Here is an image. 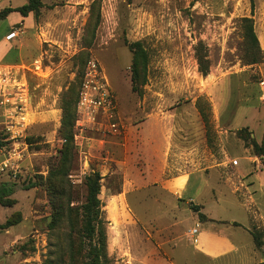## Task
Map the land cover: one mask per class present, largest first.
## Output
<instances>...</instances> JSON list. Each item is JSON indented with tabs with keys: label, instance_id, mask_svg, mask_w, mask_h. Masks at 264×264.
I'll return each instance as SVG.
<instances>
[{
	"label": "rangeland",
	"instance_id": "1",
	"mask_svg": "<svg viewBox=\"0 0 264 264\" xmlns=\"http://www.w3.org/2000/svg\"><path fill=\"white\" fill-rule=\"evenodd\" d=\"M42 2L45 7L35 24L51 26L56 31L53 38H62V43L49 46L52 36L43 35L42 40H48L41 46L40 63L36 69L31 66L37 75L25 66L10 65L15 68L10 86L23 82L27 91L24 123L12 105L13 91L9 90V103L1 104L0 98V186L12 187L9 199L13 202L10 206L0 204V227L7 221L11 223L0 228V264H72L69 235L79 240L86 238L83 182L91 173L101 177L100 204L92 209V224L95 232L101 230L106 236L103 264L169 263L163 259L169 264L264 262V156H254L240 138L261 142V136L259 130L254 137L249 129L238 134L243 128L220 127L231 124L238 106L264 105L260 99L264 93V0H252V6L250 0ZM243 18L252 20L261 53L246 51ZM0 26L2 31L3 23ZM136 42L146 53L147 68L144 84L133 92L128 45ZM252 55L257 61L254 64H250ZM91 57L107 80L121 134L107 133L104 142H99L101 136L89 132L100 155L85 161L73 138L74 152L64 191L65 202L71 200L70 207L76 215L71 224L63 219L50 226V198L39 177L43 180L61 159V97L70 90L76 106L83 70ZM199 57L207 65L206 76L198 71ZM41 66L49 68L42 72ZM21 68L22 73L17 71ZM41 99L52 103L54 110L46 126L30 114L31 106ZM252 115L259 117L254 124H264L262 110L251 114L249 120ZM143 124H166L170 129L168 176L211 170L222 163L219 166L226 171L227 185L218 193V204L206 194L203 201L207 212L235 219L249 229V233L239 229L226 231L243 243L240 258L229 255L208 260L193 251L187 236L196 222L190 204L178 203L176 209L166 201L167 208H159L149 199L150 194L140 193L127 196L130 209L125 173L131 175L142 169L146 158ZM118 137L130 147L124 165L112 160L118 153L124 157L122 147L117 149L114 145ZM26 138L32 143L27 144ZM248 157L253 163L248 162ZM238 163L252 173L249 180L254 192L246 191L248 185L239 176ZM251 198L255 200L253 205ZM132 209L140 213L143 221L133 217ZM222 224L226 223L209 226L223 230ZM252 233L259 237L261 247L255 246ZM80 263L78 258L75 264Z\"/></svg>",
	"mask_w": 264,
	"mask_h": 264
},
{
	"label": "crops",
	"instance_id": "2",
	"mask_svg": "<svg viewBox=\"0 0 264 264\" xmlns=\"http://www.w3.org/2000/svg\"><path fill=\"white\" fill-rule=\"evenodd\" d=\"M28 0H0V10L4 8H18L27 3ZM40 13L43 12L45 4L42 2ZM40 15V14H39ZM3 23V29L0 31V66L3 65H18L25 66L26 70L33 71L37 75L35 70L40 63L39 57L43 54L41 51L42 44L46 41L42 40L43 35L52 39H49L50 45L60 46L61 39H54L53 35L56 33L52 28L36 25L35 19L32 13H28L26 16H22L19 12H11L6 18L0 22ZM2 27V26H0ZM13 29H18L19 34L13 39L6 40V35ZM31 49V50H30ZM31 66H34V70ZM31 67V68H30ZM49 68L48 66H41V71ZM264 112V105L262 103L252 106H238L233 113L231 124H222L221 129L226 130H238L241 128H247L251 131V136L255 137L257 130L259 135L264 133V124H254L255 120L259 117L249 116L256 111ZM53 105L47 100L41 99L38 103L31 106L30 114L39 122L40 125H48L52 119L51 112ZM260 140V141H261ZM256 141V140H255ZM257 142V141H256ZM260 143V142H257ZM142 144L144 146V153L146 158L143 161L142 169L135 171L133 174L125 173L124 186L126 184V201L130 206L129 194L139 195L140 193H148L149 199L159 208H167L166 201H169L173 208H178V203L194 205L198 208L197 212L193 211V216L196 220L194 227L191 230L196 229V234L192 235L191 230L188 231L189 240L192 241L193 251L195 253L207 258L208 260H217L229 255L239 257V252L243 249V243L241 240L232 239L231 235L226 231L229 229H239V231L249 233V229L245 228L235 219H224L223 217H216L215 215L206 211V205L203 201L205 194L214 200V204H218V193H222V188L226 183V171L221 168L222 163L217 164L211 170L208 168L197 169L188 173H179L177 175H166L167 159L170 146V129L166 124H143L142 125ZM87 145V159L99 158L100 152L98 150L94 139L89 138ZM116 148L123 150L124 157H114L112 160L117 165H124L127 156H130V147L127 142H121L119 137L114 142ZM253 159L248 157V162ZM237 171L243 183H246V191L253 190V182L249 180L252 173H247L246 167H239ZM226 176V177H225ZM191 183V185H190ZM190 185V186H189ZM218 188V190H216ZM252 199V198H251ZM253 203L255 200L252 199ZM132 206H134L133 198ZM249 203V202H248ZM242 207V206H241ZM246 211V210H244ZM198 214H203L207 220L201 222L198 219ZM132 215L135 219L143 221V217L137 211H133ZM151 221L153 220L150 217ZM226 223L222 224L225 227L223 230H214L209 225L214 223ZM240 258V257H239ZM165 263H170L163 259ZM168 263V264H169Z\"/></svg>",
	"mask_w": 264,
	"mask_h": 264
},
{
	"label": "trees",
	"instance_id": "3",
	"mask_svg": "<svg viewBox=\"0 0 264 264\" xmlns=\"http://www.w3.org/2000/svg\"><path fill=\"white\" fill-rule=\"evenodd\" d=\"M251 6H252V0ZM42 7L41 0H28L27 3L18 8H4L0 10V22L3 21L6 16L11 12H19L22 16H26L28 13H32L34 19L40 14V8ZM243 37L247 42L246 51L250 54L261 53L257 36L253 30L252 20L249 18H243ZM131 51V63H130V81L131 89L133 92L138 91L139 86H142L146 79L147 68V56L145 51L141 48L139 43H132L128 45ZM256 58L252 55L250 64L256 63ZM198 71L202 76L208 74V68L202 58H197ZM72 92L67 90L61 97V119L58 129V134L62 140V147L60 150L61 159L58 164L51 168L47 176L41 183L45 185V189L50 198V207L52 211V222L50 226H56L61 220H67L70 224L73 221L74 208L70 207L71 200L65 202V186L68 184L66 177L69 171V165L72 162V150H73V123L75 120V102L73 104ZM204 119V117H203ZM247 128H243L238 131L246 133ZM245 146L250 148L254 156H264V133L260 143H257L254 139L249 137H240ZM26 143L31 144L32 140L26 138ZM74 152V150H73ZM100 180L101 177L98 173H91L84 179L83 186L85 189L84 206L86 209L85 219V237L83 239H75L69 235V259L72 264H75L78 258L81 259L80 264H103L106 260V236L99 230L95 232L92 219V209L100 204ZM12 193V187L7 184L0 186V204L3 206H10L13 202L9 199ZM64 201V202H63ZM191 209L194 212L198 211L196 206L191 205ZM198 219L201 222L209 221L203 214H198ZM11 223L7 221L2 227H9ZM254 244L257 248L261 247L262 242L259 237L252 233ZM76 244V245H75ZM264 264V262L259 263Z\"/></svg>",
	"mask_w": 264,
	"mask_h": 264
},
{
	"label": "built area",
	"instance_id": "4",
	"mask_svg": "<svg viewBox=\"0 0 264 264\" xmlns=\"http://www.w3.org/2000/svg\"><path fill=\"white\" fill-rule=\"evenodd\" d=\"M19 34L18 29H13L6 36V40L13 39ZM15 68L10 65L0 66V98L1 104L9 103L12 90L15 98L14 106L17 116L21 123H24V113L27 104V91L23 82L15 83L10 86L14 80ZM18 72L23 71L21 68ZM264 102V93L260 97ZM113 96L109 90L107 80L103 75L98 62L94 58H89L83 70V75L78 91V99L75 106V120L73 125L74 141L78 153L87 159V141L89 132L97 134L100 137L99 142L103 141V136L107 133L120 135V126L115 122ZM106 153V152H105ZM107 155V153H106ZM106 155L104 157H106ZM103 159H106L104 158ZM6 167L5 164H3ZM72 177V176H70ZM77 179V178H76ZM75 182H79L75 180ZM192 235L196 234V229L190 231Z\"/></svg>",
	"mask_w": 264,
	"mask_h": 264
}]
</instances>
